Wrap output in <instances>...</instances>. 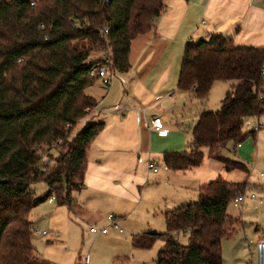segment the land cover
Listing matches in <instances>:
<instances>
[{"label": "trees", "instance_id": "16d2710c", "mask_svg": "<svg viewBox=\"0 0 264 264\" xmlns=\"http://www.w3.org/2000/svg\"><path fill=\"white\" fill-rule=\"evenodd\" d=\"M164 8L165 0H0V264L49 263L34 246L30 214L53 195L71 205L72 191L84 186L88 150L105 127L88 120L73 134L98 106L86 92L99 80L91 68L109 60L114 71H129L132 41L153 28ZM99 52L103 57L87 63ZM263 65L264 47L238 46L232 36L187 42L177 89L201 103L217 81L230 89L219 110L200 116L191 151L164 153L166 167L196 168L208 148L226 170L249 172L222 150L246 139L249 118L264 116ZM40 181L48 187L43 196L33 187ZM247 186L221 176L201 184L196 201L165 212L166 232L137 233L134 248L163 241L156 264H223V241L241 225L227 209ZM181 231L187 245L176 239Z\"/></svg>", "mask_w": 264, "mask_h": 264}, {"label": "crops", "instance_id": "0c3cea01", "mask_svg": "<svg viewBox=\"0 0 264 264\" xmlns=\"http://www.w3.org/2000/svg\"><path fill=\"white\" fill-rule=\"evenodd\" d=\"M214 33L232 36L238 46L264 47V0H165L153 28L132 41L131 69L124 73L112 70L109 86L98 80L86 90L98 106L84 120L101 121L105 127L88 150L84 186L72 191L71 205L56 201L59 207L91 220V225L100 222L104 210L123 222L120 219L128 212L126 208L136 205L137 209L143 204V193L158 180L167 176L176 180L179 196L198 181L207 180L190 174L195 168L170 170L163 155L181 150L202 113L211 111L200 110L197 100L178 90L177 84L187 42L209 39ZM154 117L162 118L168 129L166 136L151 129ZM185 150L191 151V146ZM150 163L158 171L150 169ZM109 233L96 235V242L102 238L119 240Z\"/></svg>", "mask_w": 264, "mask_h": 264}, {"label": "rangeland", "instance_id": "374dc122", "mask_svg": "<svg viewBox=\"0 0 264 264\" xmlns=\"http://www.w3.org/2000/svg\"><path fill=\"white\" fill-rule=\"evenodd\" d=\"M101 57H103L102 53H95L90 56L87 63ZM229 89V82L217 81L213 84L206 102L201 103L197 100L199 109L219 110ZM258 123L263 124V127L256 134H250L249 132L254 131ZM85 126L86 121H80L73 134H77ZM244 132L248 135L241 146L230 142L222 150V154L247 164L248 173L242 170H226L222 162L210 158L208 148H204L203 163L189 171L190 174H196L197 178H207L203 180L205 183L220 176L228 181H247L248 186L244 192L249 196L254 194L257 197L256 199L248 198L239 208L235 207L233 202L228 206V213L235 218H240L241 225L233 237L223 241V264H257V243L259 240H264V116L249 118L245 123ZM191 139L192 137L188 136L184 147L178 152L187 151L185 148L191 145ZM52 163L54 164V161ZM144 177L149 180L150 176L146 173ZM150 181H153L152 178ZM158 182L143 193L145 199L143 204L137 209L136 205L129 206L131 208H126L128 212L121 215L123 217L120 220L125 221L120 222L124 228L123 234L110 225L107 216L112 214L104 210V216L94 226L99 229L109 228V235L119 240L99 238L100 240L96 242L95 236L98 234L93 237L89 234L92 221L70 212L67 207H59L56 201L54 204L48 199L36 206L30 218L35 223V229L47 231L46 236L34 232L33 243L40 258L47 260L48 264H156L164 242L157 241L149 249H136L131 244L132 235L143 232H166L167 224L162 212L196 201L197 189L204 183L198 181L185 194L182 193L179 196L175 193L176 180L169 179L167 176ZM33 187L37 196H43L48 191L43 181L36 183ZM174 197L175 200H173ZM176 239L183 245L188 244V234L184 231L177 234ZM87 257H89L88 263H86Z\"/></svg>", "mask_w": 264, "mask_h": 264}, {"label": "built area", "instance_id": "2783aa9c", "mask_svg": "<svg viewBox=\"0 0 264 264\" xmlns=\"http://www.w3.org/2000/svg\"><path fill=\"white\" fill-rule=\"evenodd\" d=\"M35 2H32V5H34ZM112 68L110 66V61L106 60L105 63L102 62H97L95 63L92 68H91V74L94 76H97L99 80H101L102 84L104 86H109L112 83L113 79V72ZM261 76L263 78V84H262V89L260 92V98L262 101H264V65L261 69ZM263 127V124L258 123L255 130H259ZM154 131H156L159 135L161 136H166L168 134V129L165 127V123L163 122L161 117H154L152 120V127ZM238 146H241V144H238ZM149 168L152 169L153 171H158V168L155 166V164L150 163ZM263 175V174H262ZM248 198L256 199V195L252 194L251 196L247 195L246 192H242L236 196V198L232 201L235 207H242L245 202L247 201ZM50 201H57L56 196H51ZM260 201H263V199H260ZM107 219L109 220L110 225H112L115 229H117L119 232H124V228L120 224L119 218L115 215H109L107 216ZM37 233H40L42 235H46L47 231L45 230H40L38 228L35 229ZM109 229L108 228H102L99 229L98 227L92 225L90 227V232L92 234H99V233H108ZM257 257H258V262L257 264H264V240H259L257 243Z\"/></svg>", "mask_w": 264, "mask_h": 264}]
</instances>
